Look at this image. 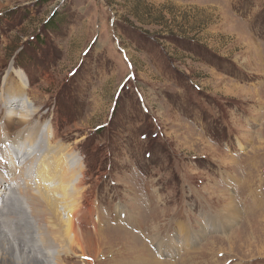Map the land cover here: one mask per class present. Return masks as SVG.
Instances as JSON below:
<instances>
[{
	"label": "rangeland",
	"instance_id": "374dc122",
	"mask_svg": "<svg viewBox=\"0 0 264 264\" xmlns=\"http://www.w3.org/2000/svg\"><path fill=\"white\" fill-rule=\"evenodd\" d=\"M20 89L82 163L63 185L86 256L62 264H264V0H0V123L19 124ZM16 145L1 155L20 174ZM30 204L26 257L65 252L61 216Z\"/></svg>",
	"mask_w": 264,
	"mask_h": 264
},
{
	"label": "bare ground",
	"instance_id": "6f19581e",
	"mask_svg": "<svg viewBox=\"0 0 264 264\" xmlns=\"http://www.w3.org/2000/svg\"><path fill=\"white\" fill-rule=\"evenodd\" d=\"M25 86L26 85H24V87ZM17 99L20 100L16 102L22 101L21 107H19L18 103L14 105L10 104L13 100ZM4 104L6 106L5 118L10 120V122H13L15 119L19 124L0 123L2 124L0 125V156L2 157V159H0V188L2 186L1 184H3L0 189V264H62L61 256L63 254L65 256L70 254L73 244H76L78 249L83 253L82 256H86L84 241L75 229L76 220L74 217V211L72 210L70 215L67 205L70 191H78L77 188L71 189L67 186L69 184L75 186L83 180L84 175L83 169L80 165L82 164L81 161L76 159L73 155L70 157V161L59 153L57 156V149L59 146L57 147L51 144L49 137L51 138L52 136H48L49 129L46 130L44 128L43 131L45 125L38 124L35 126L33 123H29L33 114L37 113L38 110H36L34 102L26 95L23 89L19 90L18 95H15L8 100L4 98ZM39 128H42V131ZM31 130L44 132L47 136V140L49 141H45V139L43 140L44 144L41 145V150H36L35 142L37 140L35 134L33 135L32 133H29ZM23 131L28 132L26 133L27 135H25L26 137L22 134ZM5 140L17 144L15 146L17 148L21 147V145L23 146V150L21 151L23 154L21 158L22 161L19 163L21 164L20 174L17 173L15 161L13 160L11 163L6 155H1ZM1 145L3 146L1 147ZM38 153L39 155H37ZM53 158H56L57 161L55 168H53L54 166L51 163ZM65 166H68V171L70 170L69 182L66 187L63 185V179L67 173L64 170ZM6 175L9 176L10 179H7ZM13 176H15L13 184H10ZM58 179L59 181L53 184L54 186L52 185V188L57 186L58 189L52 191V189L49 188V180L50 182H55V180ZM1 191H3V193H1ZM25 191H30L31 193ZM7 192L8 194L6 195ZM33 198L36 199L38 203H44L49 210L52 208L53 215H55V217L60 215L64 221L63 227L61 226V228H59V225L56 222L57 218L51 220V222L48 223L50 230L65 231L66 236H70V239L66 243V251L56 254V257H54L52 253H47L46 256H44V259L39 257L35 258L33 256L27 258L26 253H24L26 248H23L25 246L29 248L31 243L34 246L33 242L38 241L43 235V232L33 218V210L30 204ZM7 209L9 213L7 222L10 223L9 216L14 210L17 219H11V221L14 222L13 231H10L13 234L12 239L8 238L5 234L6 228L11 229L12 222L1 226V218L4 216ZM198 233L204 235L203 230ZM189 234L190 232L188 235ZM158 247L161 249V244H159Z\"/></svg>",
	"mask_w": 264,
	"mask_h": 264
},
{
	"label": "snow or ice",
	"instance_id": "6c2138e0",
	"mask_svg": "<svg viewBox=\"0 0 264 264\" xmlns=\"http://www.w3.org/2000/svg\"><path fill=\"white\" fill-rule=\"evenodd\" d=\"M0 159H2V157H0Z\"/></svg>",
	"mask_w": 264,
	"mask_h": 264
}]
</instances>
